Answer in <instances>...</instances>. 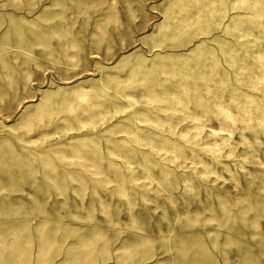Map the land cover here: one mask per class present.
I'll use <instances>...</instances> for the list:
<instances>
[{
    "label": "rangeland",
    "instance_id": "1",
    "mask_svg": "<svg viewBox=\"0 0 264 264\" xmlns=\"http://www.w3.org/2000/svg\"><path fill=\"white\" fill-rule=\"evenodd\" d=\"M0 264H264V0H0Z\"/></svg>",
    "mask_w": 264,
    "mask_h": 264
}]
</instances>
